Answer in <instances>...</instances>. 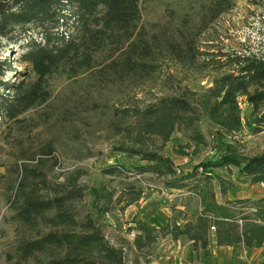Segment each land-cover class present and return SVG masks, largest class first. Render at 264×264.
Wrapping results in <instances>:
<instances>
[{
  "label": "rangeland",
  "instance_id": "1",
  "mask_svg": "<svg viewBox=\"0 0 264 264\" xmlns=\"http://www.w3.org/2000/svg\"><path fill=\"white\" fill-rule=\"evenodd\" d=\"M140 14L142 35L152 49L145 73L98 72L117 57L103 52L96 57V67L86 73L70 77L57 72L48 77L49 98L15 123L0 127V264H49L65 254L48 250L29 259L18 254L20 241L52 230L17 222L23 181L26 189L33 188L44 199L63 190L78 193L67 208L76 220L89 219L109 246L122 251L123 264H260L264 260V248L241 243L218 247L210 238L202 249L186 236L173 240L168 234L173 226L195 222L198 196L187 188L168 187L165 177L137 172L136 166L145 163L124 151L158 152L184 172L216 160L227 147L246 158L264 153V130L247 126L253 112L244 98H237L240 129L220 123L204 108L216 102L211 91L215 81L234 73L237 60L264 59V0H143ZM172 45L178 52L169 51ZM21 51L0 38V58L15 69L8 80L26 77L18 74L24 71L18 62ZM29 76L24 79H35ZM167 96L190 102V122L203 142L195 140L193 130L184 124L177 125L167 141L138 125V112ZM111 165H121L128 173L104 174L102 170ZM215 172L223 179L221 184L213 181L219 203L264 196V186L251 184L238 168ZM138 193L140 197L132 202ZM138 221L153 228L157 238L151 244L144 239L135 243L136 231L130 228Z\"/></svg>",
  "mask_w": 264,
  "mask_h": 264
},
{
  "label": "trees",
  "instance_id": "2",
  "mask_svg": "<svg viewBox=\"0 0 264 264\" xmlns=\"http://www.w3.org/2000/svg\"><path fill=\"white\" fill-rule=\"evenodd\" d=\"M142 1L0 0V38L22 49L18 62L24 71L18 74L35 76L34 80L26 77L8 80L7 75L15 73V69L6 58H0V127L15 123L29 109L49 98L45 84L48 77L57 72L70 77L86 73L96 67V57L103 52L117 57L98 72L114 76L145 73L152 49L139 26ZM169 51L178 52L177 46L172 45ZM236 62L234 73L215 81L211 91L216 102L206 103L204 108L220 123L240 129L237 98L242 97L253 112L247 126L256 132L264 130V59L249 57ZM191 108L186 98L167 96L140 110L138 125L167 141L175 127L184 124L189 131L193 130L195 140L203 142L200 132L190 122ZM124 151L138 155L145 163L136 166L137 172L165 177L168 187L187 188L198 196L200 211L195 222L173 226L168 233L173 240L186 236L202 249L209 245L210 238L218 247L241 243L247 248H264V196L219 203L213 189V181L223 182L215 169L223 167L238 168L251 184L264 186V153L246 158L236 156L227 147L216 160L184 172L158 152L134 148ZM102 172L128 173L121 165H111ZM26 187L23 181L17 222L28 228L43 224L52 230L20 241L17 245L20 256L29 259L36 253L53 250L65 254L51 259L49 264H123V252L109 246L89 219L78 221L67 208V202L78 193L63 190L61 195L44 199L38 191ZM99 195L102 193L95 192V196ZM139 197L138 193L132 202ZM130 230L136 231L135 243L144 239L151 244L157 238L153 228L139 221Z\"/></svg>",
  "mask_w": 264,
  "mask_h": 264
}]
</instances>
